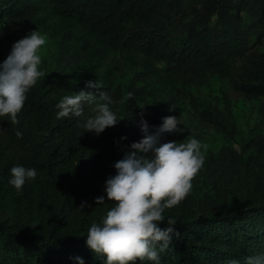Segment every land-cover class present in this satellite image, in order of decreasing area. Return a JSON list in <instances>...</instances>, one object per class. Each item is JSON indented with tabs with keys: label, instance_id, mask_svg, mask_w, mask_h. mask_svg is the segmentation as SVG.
Wrapping results in <instances>:
<instances>
[{
	"label": "trees",
	"instance_id": "obj_1",
	"mask_svg": "<svg viewBox=\"0 0 264 264\" xmlns=\"http://www.w3.org/2000/svg\"><path fill=\"white\" fill-rule=\"evenodd\" d=\"M35 30L49 45L39 66L45 77L28 92L18 125L0 120V264H78L77 257L104 264L86 234L113 207L105 181L143 138L141 113L150 133L167 116L181 122L160 143L196 139L181 130L193 124L181 117L187 104L223 142L202 152L190 193L165 210L179 235L159 264H246L264 254L263 128L236 132L225 95L222 110L218 98L197 94L216 74L235 94L264 97V0H0V63ZM95 80L117 123L99 134L83 131L95 103H85L81 117L57 119L59 101L96 91L85 83ZM128 92L134 99L122 102ZM17 165L37 172L19 193L9 184ZM99 196L104 204L95 203Z\"/></svg>",
	"mask_w": 264,
	"mask_h": 264
},
{
	"label": "clouds",
	"instance_id": "obj_2",
	"mask_svg": "<svg viewBox=\"0 0 264 264\" xmlns=\"http://www.w3.org/2000/svg\"><path fill=\"white\" fill-rule=\"evenodd\" d=\"M46 42V35L32 31L16 41L9 55L0 63V120L19 124L18 114L24 107L28 92L40 78L45 77L39 66L42 64L40 50ZM85 83L86 87L96 91L81 90L75 95L64 96L56 105L59 109L57 119L81 117L83 105L95 103L96 115L86 120L83 131L99 134L114 126L120 118L110 109L113 101L100 90V83L96 80ZM129 99H134V93L128 92L122 102ZM143 106L139 107L143 109ZM140 115L139 127L144 133L143 138L130 145L131 150L114 164L116 174L105 181L104 191L113 207L99 223L93 222L86 234L87 246L98 258H104V264H136L137 261L159 264L160 253L169 248L173 235H179L175 230L176 219L166 218L165 210L186 199L193 179L204 164L197 139L184 143L159 142L163 133L180 130L177 126L181 122L176 116L163 118L162 124L150 133L143 113ZM16 135L21 137L22 133L17 131ZM148 153L151 155H146ZM10 174L9 184L18 193L26 181L37 176L34 168L19 165L13 166ZM95 203L104 204L105 197H96ZM80 207H84V202ZM165 220L167 226L159 227V223ZM76 259L78 264H84L82 258ZM229 264L238 262L232 260ZM246 264H264V254L248 257Z\"/></svg>",
	"mask_w": 264,
	"mask_h": 264
},
{
	"label": "rangeland",
	"instance_id": "obj_3",
	"mask_svg": "<svg viewBox=\"0 0 264 264\" xmlns=\"http://www.w3.org/2000/svg\"><path fill=\"white\" fill-rule=\"evenodd\" d=\"M0 38H4V35L0 33ZM49 49V45L45 44L41 50L40 54L43 55L46 50ZM240 62H237L239 65ZM201 92L197 93L206 100L214 101L216 97L220 104L222 110L225 109L226 103L223 102V95L226 96V100L229 102V110L232 115H234L236 123V132H245L248 128L252 126H259L263 128L264 131V97L258 99H248L242 97L241 95L235 94L226 78L219 77L216 74L209 76L204 85L200 88ZM183 122L189 123V119H192V125L188 127H183L181 130L187 135V137L196 136V139L201 144V152L208 149H217L219 145L223 142V134L216 130L214 127H201L199 124L198 116L194 115L193 109L189 104L185 105L183 109L180 110ZM235 148L238 144L232 141Z\"/></svg>",
	"mask_w": 264,
	"mask_h": 264
}]
</instances>
